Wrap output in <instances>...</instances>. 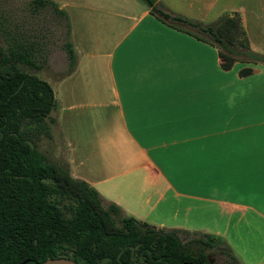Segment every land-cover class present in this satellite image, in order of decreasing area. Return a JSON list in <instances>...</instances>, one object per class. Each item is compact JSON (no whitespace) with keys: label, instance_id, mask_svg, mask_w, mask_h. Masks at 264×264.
Here are the masks:
<instances>
[{"label":"crops","instance_id":"obj_1","mask_svg":"<svg viewBox=\"0 0 264 264\" xmlns=\"http://www.w3.org/2000/svg\"><path fill=\"white\" fill-rule=\"evenodd\" d=\"M95 1L84 7L111 18L81 47L71 42L69 74L55 69V106L69 108L53 117L56 161L93 186L103 206L113 202L155 228L222 236L232 216L264 218V62L224 69L206 33L162 21L144 0ZM175 1L181 8L154 0L202 23L210 9L236 12L249 48L264 53L248 41L242 6ZM244 65L252 71L238 74ZM191 210L211 215L214 229Z\"/></svg>","mask_w":264,"mask_h":264},{"label":"trees","instance_id":"obj_2","mask_svg":"<svg viewBox=\"0 0 264 264\" xmlns=\"http://www.w3.org/2000/svg\"><path fill=\"white\" fill-rule=\"evenodd\" d=\"M144 1L162 21L206 33L222 68L236 60L264 62V53L249 48L236 12L202 23L164 11L154 0ZM29 4L33 12L49 4L65 15L54 0ZM63 47L70 71V41ZM38 50L30 42L0 45V264H41L56 256L79 264H210L206 250L218 243L234 259L221 236L192 231L197 235L182 241L178 229L155 228L132 215H120L118 205L103 206L97 190L85 180L46 160L32 136L49 134L45 119L52 120L53 90L47 80L18 65H35ZM251 71L244 65L238 74Z\"/></svg>","mask_w":264,"mask_h":264},{"label":"rangeland","instance_id":"obj_3","mask_svg":"<svg viewBox=\"0 0 264 264\" xmlns=\"http://www.w3.org/2000/svg\"><path fill=\"white\" fill-rule=\"evenodd\" d=\"M58 7L65 12L60 14L55 12L51 5H45L37 11L30 10V0H0V45L5 47L8 43L21 41L23 43L30 42L33 46L38 47V53H34L35 65L26 63H18V65L37 76L44 78L49 82L52 90H55L58 80L56 79L61 72L55 71L57 68L67 70L68 57L66 55L63 43L65 40L73 41L77 46H82L87 34H97L102 32L104 18H111L110 14H97L98 10H89L84 5L87 3H95V0H54ZM103 4H110L122 0H97ZM127 2H136L141 0H125ZM172 2L174 6L181 4L175 0H167ZM227 1V0H223ZM258 0H231L233 5L242 6L244 9V24L247 29L248 41L256 44L259 48L264 47V9L257 7ZM196 1L192 5L194 11ZM98 5V4H96ZM92 4L93 7H98ZM161 6V3H157ZM185 6L186 3L184 4ZM162 8V6H161ZM163 9V8H162ZM250 9V10H249ZM202 11L203 8L201 7ZM86 12H94L87 14ZM214 9L207 10L203 16L204 23H212L217 17L213 15ZM223 14V13H222ZM257 14V15H255ZM215 17V18H214ZM213 20V21H212ZM90 25V26H89ZM186 26V25H183ZM100 28L98 30V28ZM191 27L193 30L194 27ZM102 28V29H101ZM68 31V32H67ZM83 38V39H82ZM72 45V44H71ZM44 56V60H41ZM72 69V68H71ZM71 71V70H70ZM67 71L66 74H69ZM60 105L54 106L49 112V116L45 121L48 124V135L38 133L32 136L33 145L41 151L47 161L57 164L62 168L63 161H56L54 151L55 131L54 120L55 113L60 110L63 113L69 112V108L59 109ZM59 111V112H60ZM55 118V117H54ZM63 136V135H62ZM58 137L60 143L62 138ZM61 139V140H60ZM60 149V144L59 147ZM59 160V159H58ZM201 212L191 210L187 215L189 218H197L198 222L205 221V228L214 229L209 222L211 215L201 217ZM230 222L225 227L222 238L226 240L224 243L228 246L230 252L234 255V259L225 253L226 247L218 243L217 246L206 250L210 264H264V218L261 217H241L236 223V216L230 217ZM219 228H223L220 223ZM192 231H178V235L182 241L197 235Z\"/></svg>","mask_w":264,"mask_h":264},{"label":"water","instance_id":"obj_4","mask_svg":"<svg viewBox=\"0 0 264 264\" xmlns=\"http://www.w3.org/2000/svg\"><path fill=\"white\" fill-rule=\"evenodd\" d=\"M21 261L19 264H23ZM41 264H79L74 259L66 256L48 257L42 261Z\"/></svg>","mask_w":264,"mask_h":264}]
</instances>
